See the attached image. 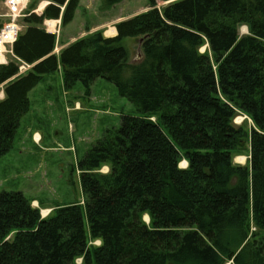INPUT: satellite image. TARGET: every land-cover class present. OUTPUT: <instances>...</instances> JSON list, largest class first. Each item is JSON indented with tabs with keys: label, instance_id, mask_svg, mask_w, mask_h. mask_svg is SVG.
<instances>
[{
	"label": "trees",
	"instance_id": "1",
	"mask_svg": "<svg viewBox=\"0 0 264 264\" xmlns=\"http://www.w3.org/2000/svg\"><path fill=\"white\" fill-rule=\"evenodd\" d=\"M37 1L0 65V158L29 92L59 68L65 89L89 94L101 77L143 114L121 116L78 162L81 201L42 217L22 191L0 192V264H264V0H146L115 36L95 31L58 54L43 22H71L80 0H47L40 15ZM245 149L247 165L234 164Z\"/></svg>",
	"mask_w": 264,
	"mask_h": 264
},
{
	"label": "rangeland",
	"instance_id": "2",
	"mask_svg": "<svg viewBox=\"0 0 264 264\" xmlns=\"http://www.w3.org/2000/svg\"><path fill=\"white\" fill-rule=\"evenodd\" d=\"M34 1L37 0H27L24 16L27 14L29 4ZM102 1L82 0L80 9L71 20L72 23L69 22L65 26L60 19V26L59 28L57 26L56 31L62 36L63 33L75 36L70 43L95 31H101L103 36L111 37L109 31L116 23L150 8L146 0H122L105 9L102 7ZM4 2L5 0H0V28L7 21L4 17L8 14L7 2L6 4ZM37 2L32 12L40 15L48 1ZM168 2L158 0L156 7L161 9ZM24 16H20L15 22L18 34L26 28L21 21ZM43 27L46 30L49 25L43 22ZM245 34H248V29L242 25L239 27V35ZM54 35L56 36V33ZM124 43L129 50V62L140 60L142 57L140 40L126 38ZM207 48V45H203L199 50L203 52L207 51ZM1 55L4 56L5 63L13 57L10 41L4 44ZM2 64L4 63L0 65ZM21 65L27 66L23 63ZM28 96L30 109L20 120L13 147L0 158V192L22 191L25 196L32 199V205L40 209V214L47 215L56 205L81 201L78 162L103 132L108 128L117 127L121 116L142 115L143 112L125 97L120 96L113 83L101 77L93 81L89 94L85 93L79 81L71 89H65L59 70L48 74ZM0 98H3L1 87ZM233 122L236 125L243 122L247 126L251 124V121L241 113L235 115ZM247 155L245 149L240 155L234 156L233 163L247 165L249 158ZM99 171L106 173L108 167L103 166ZM80 261L79 259L78 262Z\"/></svg>",
	"mask_w": 264,
	"mask_h": 264
},
{
	"label": "built area",
	"instance_id": "3",
	"mask_svg": "<svg viewBox=\"0 0 264 264\" xmlns=\"http://www.w3.org/2000/svg\"><path fill=\"white\" fill-rule=\"evenodd\" d=\"M4 3L8 9V14H5L4 17H6L7 21L0 28V64L6 62L4 56L1 55L4 44L10 41V45H12L17 38L19 31L17 32V26L15 22L20 18V16H24V9L27 5V0H5ZM27 67L29 66L21 65L19 67V73L24 72Z\"/></svg>",
	"mask_w": 264,
	"mask_h": 264
},
{
	"label": "crops",
	"instance_id": "4",
	"mask_svg": "<svg viewBox=\"0 0 264 264\" xmlns=\"http://www.w3.org/2000/svg\"><path fill=\"white\" fill-rule=\"evenodd\" d=\"M81 4H82V0H80V2H79V7L76 9L74 17L76 16L78 10L80 9ZM42 6H43V5H42ZM81 8H82V7H81ZM120 20H121V19H120ZM49 22H54V25L51 26V25L49 24ZM44 23H46L47 25H49V27L52 28V29H50V28L48 27V28L46 29L47 32L52 33V34H55V33H56V43H55V48H54V50H53V53L58 54L59 49H61L63 46L69 44L72 40H74L75 36H73V35H71V34H70V35H64V33H63V36H62V35H60V33H59L58 31H56L57 26H58V28H59V26H60V18H59V19H46V20L44 21ZM71 23H72V22H71ZM67 25H68V24H67ZM65 26H66V25H65ZM111 28H113V29H111V31H110L111 34H110V33H108V34H110V36L113 37V36H115V35L117 34V32H116V30H115V27H111ZM65 29H66V27H65ZM59 31H60V29H59ZM60 36H61V37H60ZM64 37H65V39H64ZM76 37H77V36H76ZM59 71H61V68H59ZM61 74H62V72H61ZM38 137H39V136H38Z\"/></svg>",
	"mask_w": 264,
	"mask_h": 264
},
{
	"label": "bare ground",
	"instance_id": "5",
	"mask_svg": "<svg viewBox=\"0 0 264 264\" xmlns=\"http://www.w3.org/2000/svg\"><path fill=\"white\" fill-rule=\"evenodd\" d=\"M42 7H43V6L41 5L40 8H42ZM49 24H50L51 26H53V25H54V22H49ZM109 32H110V31H109ZM186 165H187V162H186L185 160H183V161L180 162V166H181V167H185ZM144 217H145V219L147 220L148 217H147L146 215H145Z\"/></svg>",
	"mask_w": 264,
	"mask_h": 264
}]
</instances>
